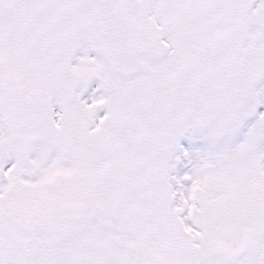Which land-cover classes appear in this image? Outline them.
Wrapping results in <instances>:
<instances>
[{
	"label": "snow or ice",
	"instance_id": "snow-or-ice-1",
	"mask_svg": "<svg viewBox=\"0 0 264 264\" xmlns=\"http://www.w3.org/2000/svg\"><path fill=\"white\" fill-rule=\"evenodd\" d=\"M0 264H264V0H0Z\"/></svg>",
	"mask_w": 264,
	"mask_h": 264
}]
</instances>
